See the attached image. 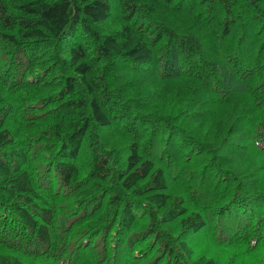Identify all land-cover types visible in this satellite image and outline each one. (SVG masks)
<instances>
[{"label":"trees","instance_id":"1","mask_svg":"<svg viewBox=\"0 0 264 264\" xmlns=\"http://www.w3.org/2000/svg\"><path fill=\"white\" fill-rule=\"evenodd\" d=\"M0 264H264V0H0Z\"/></svg>","mask_w":264,"mask_h":264}]
</instances>
